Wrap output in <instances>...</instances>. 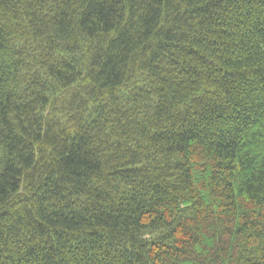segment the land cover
Segmentation results:
<instances>
[{
	"label": "trees",
	"instance_id": "obj_1",
	"mask_svg": "<svg viewBox=\"0 0 264 264\" xmlns=\"http://www.w3.org/2000/svg\"><path fill=\"white\" fill-rule=\"evenodd\" d=\"M0 264H264V0H0Z\"/></svg>",
	"mask_w": 264,
	"mask_h": 264
}]
</instances>
